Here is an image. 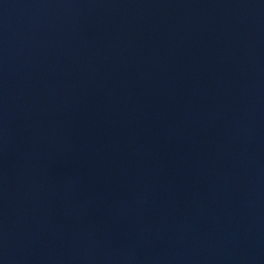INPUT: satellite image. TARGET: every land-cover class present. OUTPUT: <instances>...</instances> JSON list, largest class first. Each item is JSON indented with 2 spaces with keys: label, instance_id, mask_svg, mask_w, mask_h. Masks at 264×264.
<instances>
[{
  "label": "water",
  "instance_id": "1",
  "mask_svg": "<svg viewBox=\"0 0 264 264\" xmlns=\"http://www.w3.org/2000/svg\"><path fill=\"white\" fill-rule=\"evenodd\" d=\"M63 264H264V119Z\"/></svg>",
  "mask_w": 264,
  "mask_h": 264
}]
</instances>
